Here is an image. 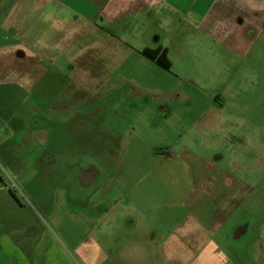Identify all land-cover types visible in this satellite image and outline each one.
<instances>
[{
	"label": "rangeland",
	"instance_id": "rangeland-1",
	"mask_svg": "<svg viewBox=\"0 0 264 264\" xmlns=\"http://www.w3.org/2000/svg\"><path fill=\"white\" fill-rule=\"evenodd\" d=\"M14 2L0 0V8ZM178 7H161L157 20L171 67L144 74L155 102L116 110L122 118L132 103L147 106L155 111L149 126L132 132L115 121L114 132L98 134L113 135L106 148H74V133L61 134L38 159L23 160L19 174L0 155V242L26 243L28 263L34 253L35 264H264V0H214L203 24ZM17 63L0 54V74L10 80ZM27 119L43 125L41 114ZM99 189L104 219L92 197ZM142 205L143 216L127 213ZM187 208L210 222L218 252L204 263L154 259L152 240L158 247L162 229L186 220ZM246 223V234L231 240V229ZM130 236L148 241L141 261L117 254ZM0 264H8L1 248Z\"/></svg>",
	"mask_w": 264,
	"mask_h": 264
},
{
	"label": "crops",
	"instance_id": "crops-1",
	"mask_svg": "<svg viewBox=\"0 0 264 264\" xmlns=\"http://www.w3.org/2000/svg\"><path fill=\"white\" fill-rule=\"evenodd\" d=\"M213 1L15 0L13 4L2 3L0 54L13 55L22 63L16 64L21 67L10 80L0 74V155L9 160L13 172L19 174L24 170L23 160L29 159L30 163L38 159L48 142H55L61 134L74 133V148H106L112 143L113 135L100 137L98 134L114 132L115 121H120L132 132L149 126L155 111H147V106L146 110L138 111L137 103H132L129 113L137 114L129 116L132 119L123 118L129 113H123L121 118L116 110H122L119 107L131 100H155V84L148 82L144 74L160 68L142 57L140 51L163 47L157 34L161 7L177 11L179 4L187 5V17L195 24H203L209 13V3ZM204 4L208 5L203 7ZM7 5L11 6L10 10ZM36 74L40 76L36 78ZM43 84L46 87L38 88ZM51 84L55 92L52 89L50 92ZM122 90L123 95L119 92ZM87 100L90 105L86 104ZM158 108L159 115L166 110L162 106ZM36 114H41L43 119L39 130L27 119ZM169 114L168 111L165 116ZM55 120L57 130L52 126ZM55 133L59 136H51ZM96 143L105 144L96 146ZM25 150L29 153H24ZM150 175L157 187L158 179L154 173ZM164 193L172 198L168 190ZM92 197H97V217L104 219L109 214L105 207L106 197L100 198V189ZM145 208L142 205L127 213L143 216ZM192 211L187 208L186 220L162 229L158 247L154 243L156 240H152L150 252L154 253V259L191 258L190 261L204 263L218 252L210 222L193 220ZM248 229L247 223L235 225L231 229V240L241 238ZM147 244L144 238L130 236L117 254L141 261ZM22 246L26 248V243L16 246L7 239L0 242L8 264H30L29 254ZM29 258L31 264H35V254Z\"/></svg>",
	"mask_w": 264,
	"mask_h": 264
},
{
	"label": "trees",
	"instance_id": "trees-1",
	"mask_svg": "<svg viewBox=\"0 0 264 264\" xmlns=\"http://www.w3.org/2000/svg\"><path fill=\"white\" fill-rule=\"evenodd\" d=\"M140 55L145 59L154 63L162 70L169 71L171 63L168 59V52L166 48L157 47L155 49L145 48L140 51Z\"/></svg>",
	"mask_w": 264,
	"mask_h": 264
}]
</instances>
